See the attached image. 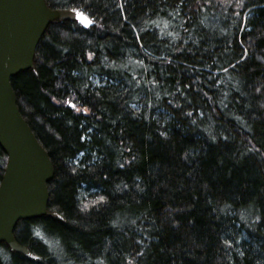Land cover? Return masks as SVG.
Masks as SVG:
<instances>
[{"label": "trees", "instance_id": "16d2710c", "mask_svg": "<svg viewBox=\"0 0 264 264\" xmlns=\"http://www.w3.org/2000/svg\"><path fill=\"white\" fill-rule=\"evenodd\" d=\"M45 3L92 21L50 23L11 79L59 218L0 264H264V0Z\"/></svg>", "mask_w": 264, "mask_h": 264}, {"label": "water", "instance_id": "95a60500", "mask_svg": "<svg viewBox=\"0 0 264 264\" xmlns=\"http://www.w3.org/2000/svg\"><path fill=\"white\" fill-rule=\"evenodd\" d=\"M78 14L51 10L45 0H0V148L7 157L0 181V243L31 260L37 258L14 239L15 225L59 216L47 211L53 167L19 112L11 79L32 68L36 48L50 23L75 21L89 27L77 19Z\"/></svg>", "mask_w": 264, "mask_h": 264}, {"label": "snow or ice", "instance_id": "6c2138e0", "mask_svg": "<svg viewBox=\"0 0 264 264\" xmlns=\"http://www.w3.org/2000/svg\"><path fill=\"white\" fill-rule=\"evenodd\" d=\"M77 19L81 20L83 23H85L88 26H91V24H92V21L90 19L85 18L82 14H78ZM71 106L75 107V105H71ZM85 111H87V109H85ZM82 139H83V137H82Z\"/></svg>", "mask_w": 264, "mask_h": 264}, {"label": "bare ground", "instance_id": "6f19581e", "mask_svg": "<svg viewBox=\"0 0 264 264\" xmlns=\"http://www.w3.org/2000/svg\"><path fill=\"white\" fill-rule=\"evenodd\" d=\"M18 75V74H17Z\"/></svg>", "mask_w": 264, "mask_h": 264}]
</instances>
